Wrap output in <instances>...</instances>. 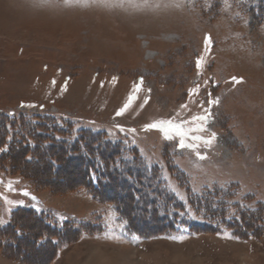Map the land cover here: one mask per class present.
Wrapping results in <instances>:
<instances>
[{
	"label": "rangeland",
	"instance_id": "374dc122",
	"mask_svg": "<svg viewBox=\"0 0 264 264\" xmlns=\"http://www.w3.org/2000/svg\"><path fill=\"white\" fill-rule=\"evenodd\" d=\"M206 110L207 130L189 135L215 133L211 146L147 127H195ZM81 135L121 146L102 174L133 160L151 198L182 205L168 225L113 172L90 190L78 152L68 165V148L39 153L50 138L78 149ZM23 207L49 211L46 226ZM12 218L0 264H264V0H0V227Z\"/></svg>",
	"mask_w": 264,
	"mask_h": 264
},
{
	"label": "trees",
	"instance_id": "16d2710c",
	"mask_svg": "<svg viewBox=\"0 0 264 264\" xmlns=\"http://www.w3.org/2000/svg\"><path fill=\"white\" fill-rule=\"evenodd\" d=\"M31 119L33 120V118H31ZM36 120L39 121L37 123H41V120H39V119H36ZM42 120L44 121V119H42ZM46 123H44L43 125H45ZM22 124L27 125L26 122H22ZM28 124H29V122H28ZM29 126H30V130L27 133L30 134V132H32V134L34 135L33 137H35L34 132L37 130L38 126L34 123L30 124ZM100 137L101 136H98V135H93V136L81 135V137L78 138L77 141L82 145V147L77 145L78 149H75V150L73 149V147H75L74 144L73 145L68 144L70 142H67V143L66 142H56V141H53V138H50L51 140L50 139H43L41 141L42 145L40 146L39 153L44 155L45 149H47V150L51 149L53 151V153H54V151L59 152L60 150H61V152H66L67 148H68L69 151H67V153H66L68 156L66 159H68V160L64 159V162H63V164L67 163V165H68L70 163V160L74 159L73 156L75 154L73 155L72 153L78 152L75 156L78 159V164H80L82 166V168L77 169V171H79L81 173L80 174L76 173V174L81 176L82 172H85V174H86L85 183L90 187V190L95 191V193H99L101 190L104 191L105 187L109 185V182L112 179V177L109 176V175H111V174H109V171L113 172L114 174L117 175V178H118L117 180L119 181V183L121 182L126 187V189H128V194L133 195V197H132L133 205H134V201H138V199L139 200L144 199V202L146 205L154 206V209H156V211L162 212L159 216V218H161L163 220L161 222L162 223L161 226L168 225L169 219H168L167 212H168V208L170 207L169 204H173L174 207H171V208L176 209V210H179L182 205L180 203L176 202L173 198L169 199V200H165V199L156 200L154 198H151V193H152L151 189L155 190V188L153 185H151L149 180L146 179L144 176L140 175L139 172L133 173L134 170H140L142 168L140 163L133 162V160H130V162L121 161L118 163L117 166H115V164H114V165H112L113 170H109L108 173L106 172V175L102 174L105 172L104 160L110 161L113 158V161H112V164H113L115 159L120 157V151H122V148L118 144L111 146L112 144L110 145L109 143L104 142ZM91 142L96 143L97 148L95 150L92 149L93 147H91V146H93V145ZM101 144H102V148L100 149ZM108 145H109L110 151L107 150ZM59 147H60V149H59ZM90 147H91V149H90ZM61 148H63V149H61ZM123 150H125V149H123ZM114 152H115V154H114ZM29 155H30V153H29ZM30 160L31 159H28L26 161V157L25 158L23 157V163L28 164L29 162H31ZM46 160L49 162V164L52 167L54 172L57 171V174H58V172H59V174H64L62 172V170H63V168H66L65 166L59 169V166L56 165V162L50 158V155L48 156V158ZM101 164H103V166H101ZM41 169H42V171H45L46 166H37V171H41ZM72 175L73 174H71V176ZM66 176H67V174H66ZM103 178L106 180H103ZM113 180H114V178H113ZM74 181H77V180L74 179ZM133 182L137 183L136 187L132 186ZM132 187L134 189H132ZM55 188L57 190H59V189H62L63 186H61V188H60L57 185H55ZM91 194H93V193L91 192ZM126 195H127V193L125 195L119 196L117 198L116 204L119 203L118 205L120 207L118 210L121 212V216L125 220H127V219L129 220L130 218L128 216H126V214H125L126 208H124L125 206L123 205L127 199ZM96 196H98V195H96ZM156 198H158V197L156 196ZM122 208H124V209H122ZM20 209H21V210H19L20 213H25L34 219V220H32L31 218H28V221L31 222V225L36 224L35 220H39L43 225L46 226L45 222H46V219L49 217V214H50L49 211H48V214L45 213V215H44L47 218H44L41 215H37V214L33 213V211L31 209H26V208H20ZM144 209H147V208L144 207ZM257 211H260V209L258 208ZM259 214H261V213L259 212ZM130 217H132V215H130ZM252 218H254L252 215L249 218H245L244 216H242V218H240L241 222H238V225L240 226V225L246 224V222H250V221L252 222ZM235 222L236 221H234V223ZM245 226L246 225H244V227ZM10 227H14L13 218H12V222L9 223L6 227H0V232L3 233L6 230L10 229ZM252 233H253V230H252ZM19 243H21V242H19Z\"/></svg>",
	"mask_w": 264,
	"mask_h": 264
},
{
	"label": "snow or ice",
	"instance_id": "6c2138e0",
	"mask_svg": "<svg viewBox=\"0 0 264 264\" xmlns=\"http://www.w3.org/2000/svg\"><path fill=\"white\" fill-rule=\"evenodd\" d=\"M65 2H67V0H65ZM204 43H205V50L207 51L208 48H210L211 43H212L211 42V37L208 36L207 34L204 37ZM202 61H203L202 57L197 59V61H196L197 69H199L202 66ZM232 80H233L234 83L242 82L241 80H239L236 77H232ZM136 90H139V86H137ZM197 90H198V86H197L196 90L192 91V94H195V91H197ZM208 103L209 104H217V103H219V100L218 99H216V100L209 99ZM21 107H35V105H24V104H21ZM127 107H128V105L126 104L123 109H121L120 111H118L116 113V115L117 116L121 115L122 112ZM209 115H210V113L207 112V110H206L205 115H200V116L193 117V122H195V121L202 122L201 124H199V125H197L195 127L185 128L184 124L186 122L182 121L181 123L177 124V123H173V121H171V120L161 121L159 123H153V124L148 125L147 127L150 128V129H162L164 131H167V129H169V128L174 129L176 131V133H177V136L179 137L178 147L181 148V149H183L185 147L190 148V149H194V148L198 147V145H196L194 143H185V138H187V139H189L191 141H201L205 145L211 146L213 144V142L215 141V139H216V134L215 133H212L210 136H207V137H204V136H201V135H189L190 133H202V132L206 131L207 130L206 122H207V119H208ZM188 123H191V122H188ZM166 138H168V137H166ZM197 157L199 159L206 158L205 156L201 155L199 152H197ZM22 195L27 196L28 193L27 192H23ZM18 206H22V205H18ZM173 239H175V237H173Z\"/></svg>",
	"mask_w": 264,
	"mask_h": 264
},
{
	"label": "bare ground",
	"instance_id": "6f19581e",
	"mask_svg": "<svg viewBox=\"0 0 264 264\" xmlns=\"http://www.w3.org/2000/svg\"><path fill=\"white\" fill-rule=\"evenodd\" d=\"M38 170H39V169H38ZM41 170H42V169H41ZM64 170H65V171L62 170V172H63L64 174H67V176H68V174H69V175L72 174V172H68V171L66 172V169H64ZM75 173H76V172H75ZM77 173L80 174L81 172L78 171ZM65 177H66V176H65ZM47 251H48V250L44 251V253L47 254V253H48Z\"/></svg>",
	"mask_w": 264,
	"mask_h": 264
}]
</instances>
